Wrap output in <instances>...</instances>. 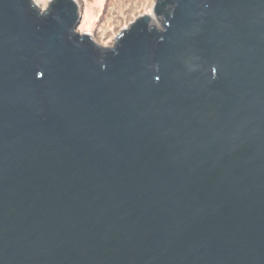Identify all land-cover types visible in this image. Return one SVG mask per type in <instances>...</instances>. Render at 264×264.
<instances>
[{"label": "water", "instance_id": "1", "mask_svg": "<svg viewBox=\"0 0 264 264\" xmlns=\"http://www.w3.org/2000/svg\"><path fill=\"white\" fill-rule=\"evenodd\" d=\"M39 8L0 0V264H264V0H154L112 46Z\"/></svg>", "mask_w": 264, "mask_h": 264}, {"label": "rangeland", "instance_id": "2", "mask_svg": "<svg viewBox=\"0 0 264 264\" xmlns=\"http://www.w3.org/2000/svg\"><path fill=\"white\" fill-rule=\"evenodd\" d=\"M41 12L47 9L50 0H32ZM82 11L80 24L75 29L79 34L92 36L100 45L112 46L120 32L137 17L152 16L154 0H76ZM153 17V16H152ZM156 26L163 30L154 17Z\"/></svg>", "mask_w": 264, "mask_h": 264}, {"label": "bare ground", "instance_id": "3", "mask_svg": "<svg viewBox=\"0 0 264 264\" xmlns=\"http://www.w3.org/2000/svg\"><path fill=\"white\" fill-rule=\"evenodd\" d=\"M153 23H155V20L154 21H152ZM156 24V23H155Z\"/></svg>", "mask_w": 264, "mask_h": 264}]
</instances>
